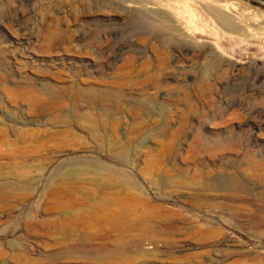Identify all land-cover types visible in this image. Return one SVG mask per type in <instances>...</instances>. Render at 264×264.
Returning a JSON list of instances; mask_svg holds the SVG:
<instances>
[{
	"label": "rangeland",
	"instance_id": "1",
	"mask_svg": "<svg viewBox=\"0 0 264 264\" xmlns=\"http://www.w3.org/2000/svg\"><path fill=\"white\" fill-rule=\"evenodd\" d=\"M263 26L264 0H0V264H264Z\"/></svg>",
	"mask_w": 264,
	"mask_h": 264
},
{
	"label": "bare ground",
	"instance_id": "2",
	"mask_svg": "<svg viewBox=\"0 0 264 264\" xmlns=\"http://www.w3.org/2000/svg\"><path fill=\"white\" fill-rule=\"evenodd\" d=\"M139 3V2H138ZM213 6H215L214 4H212ZM220 5V4H219ZM129 6V5H128ZM133 6V5H132ZM218 6V5H217ZM136 7V6H135ZM206 7V6H205ZM208 7V6H207ZM209 7H211V6H209ZM221 7L222 6H220V9H221ZM137 8V7H136ZM209 9V8H208ZM227 8H225V10H226ZM223 10H224V8H223ZM227 11H228V9H227ZM207 12V11H206ZM209 12H210V14H212L213 16H214V18L221 24L220 26H224L226 29H228L229 31H232V32H237V33H239V31H241V29H240V26H238V25H236V23L232 20V16H229V14H227V13H225L224 11H222V10H219L218 8H214V7H211L210 9H209ZM229 12V11H228ZM208 13V12H207ZM229 13H231V12H229ZM209 14V15H210ZM231 15H233V14H231ZM234 16V15H233ZM234 18H235V16H234ZM240 18V17H239ZM239 18H235L236 20H238ZM242 21H243V19H241ZM240 21V20H239ZM249 21V20H248ZM247 21V22H248ZM241 22V21H240ZM252 23V22H251ZM254 23H256V22H254ZM263 23V22H262ZM259 24V23H258ZM157 28H158V30L160 31V32H163V33H165L166 34V32H167V30L168 31H170V30H172V28L170 27V26H168V25H166L165 23H162V22H160L159 24L157 23ZM257 27H258V25H256ZM242 27V26H241ZM243 27H245V26H243ZM247 27V26H246ZM245 27V28H246ZM254 27V26H253ZM264 27V26H263ZM262 27V28H263ZM222 28V27H221ZM224 28V29H225ZM248 28V27H247ZM249 28H250V26H249ZM255 28V27H254ZM259 28V27H258ZM261 28V29H262ZM252 29V28H251ZM253 30V29H252ZM256 30H257V28H256ZM259 30V29H258ZM226 31V30H225ZM245 31V30H244ZM262 31H264V30H262ZM250 32V31H249ZM254 32H256L255 30H254ZM242 33H243V31H242ZM253 33V32H252ZM232 34V33H231ZM241 34V33H240ZM239 35V34H238ZM256 35V34H255ZM243 36V35H242ZM247 36V35H246ZM260 37V36H259ZM242 184V183H241ZM224 187H226V190H227V192H237V193H240V194H245V191L244 190H242V188H240L239 190H234V189H236V188H233V187H231L230 185H228V184H222ZM222 187V186H221ZM206 188V187H205ZM209 188V187H208ZM207 188V189H208ZM239 188V187H238ZM247 191V190H246ZM241 196H243V195H240V197ZM243 198V197H242ZM242 201H244V200H242ZM227 204V203H226ZM230 205V204H229ZM232 206V205H231ZM226 208V207H225ZM238 208V207H237ZM238 210V209H237ZM240 212V211H239ZM121 216V215H120ZM118 219V218H117ZM254 220V219H253ZM249 222V221H248ZM253 223V222H252ZM165 233H167V232H162L161 234H162V236H163V234H165ZM137 239H140L139 237H137ZM135 242L137 243V242H140V241H138V240H135ZM133 243H134V241H133ZM141 244V243H140Z\"/></svg>",
	"mask_w": 264,
	"mask_h": 264
}]
</instances>
